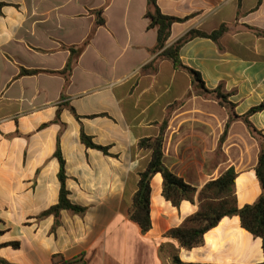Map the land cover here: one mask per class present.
I'll list each match as a JSON object with an SVG mask.
<instances>
[{"label": "crops", "instance_id": "1", "mask_svg": "<svg viewBox=\"0 0 264 264\" xmlns=\"http://www.w3.org/2000/svg\"><path fill=\"white\" fill-rule=\"evenodd\" d=\"M0 260L10 264H261L263 242L223 219L192 250L167 237L200 210V192L233 168L239 208L262 189L256 175L262 143L185 68L161 58L157 29L149 28L148 0H0ZM174 23L166 48L191 31L182 65L201 75L208 90L222 86L238 116L264 102V0H156ZM102 10L104 25H98ZM88 41L72 59L71 48ZM22 70L37 71L21 75ZM173 110L164 165L195 188L176 207L152 180V229L129 218L140 173L152 156L138 144L156 138ZM264 136V110L250 117ZM82 132L108 153L86 147ZM223 139V140H222ZM66 162L70 201L84 215L40 218L59 201L60 163ZM2 233V234H1ZM14 244H17L14 245Z\"/></svg>", "mask_w": 264, "mask_h": 264}, {"label": "trees", "instance_id": "2", "mask_svg": "<svg viewBox=\"0 0 264 264\" xmlns=\"http://www.w3.org/2000/svg\"><path fill=\"white\" fill-rule=\"evenodd\" d=\"M148 5L149 9L146 14V18L149 20V28L157 29L158 33L157 46L154 53L162 51L160 55L161 58L171 60L176 67L187 69L195 77L196 81L202 85V89L200 91L201 94L214 97L221 105L228 109L230 113V120L226 126L223 139L226 137L231 123L235 120H242L249 127L251 133L264 143V136L252 125L249 120L253 114L264 110V102L259 106L252 108L246 115L238 116L234 112V104L229 101L230 95L222 92V86L213 91L208 90L202 81L201 75L194 70L184 67L180 60V50L185 44L195 38H208L217 42L227 31V28L223 26L211 34L194 30L189 32L171 47L166 48L173 24L182 22L183 20L163 15L156 4V0H148ZM1 7L2 4H0V8ZM97 14L98 17H100L98 18V25H104L105 21L102 18V10L98 11ZM87 44L88 41L78 49L71 48L72 59L66 66L65 70L60 72V74L67 77L71 73L73 59L82 53ZM37 73V71L22 70L21 75H36ZM176 107L177 106L174 105L170 108L166 120L160 126V134L158 137L143 139L138 144L140 149L151 150L152 156L147 169L140 173L138 190L132 199V205L129 210V218L140 227L144 234L148 233L152 229V180L157 174H161L163 177L164 197L168 201H171L176 207L180 206L182 201L191 199V196L197 193L195 188L187 185L182 179L172 174L164 165L163 161L164 142L169 118ZM81 140L88 148L101 150L106 154L108 153L107 148L96 145L84 132H82ZM55 157L60 163V171L58 175L61 185L59 201L55 206H52L47 211L42 213L40 217L45 218L53 216L55 218L53 232H55L61 225V213L63 211H68L77 215H84L87 212V208L75 205L69 199L70 193L66 185V162L59 147L55 153ZM256 175L260 182L262 193L254 204L247 205L243 208L238 207L235 192L238 174L233 168H231L217 180L206 184L200 192V210L189 217L183 227L175 228L169 231L167 233V237L176 240L182 248L192 250L204 245L205 235L210 230L218 226L223 219L237 216L240 218L243 229L248 231L255 238L262 240L264 251V150L261 151L259 156V161L256 167ZM14 245L17 246V244ZM57 259L58 257L55 256V264H72L69 261H65L63 257H60L59 261H57ZM0 264L10 263L5 260H0ZM173 264H180L177 256H173ZM261 264H264V261Z\"/></svg>", "mask_w": 264, "mask_h": 264}, {"label": "water", "instance_id": "3", "mask_svg": "<svg viewBox=\"0 0 264 264\" xmlns=\"http://www.w3.org/2000/svg\"><path fill=\"white\" fill-rule=\"evenodd\" d=\"M263 148H264V146H263Z\"/></svg>", "mask_w": 264, "mask_h": 264}, {"label": "rangeland", "instance_id": "4", "mask_svg": "<svg viewBox=\"0 0 264 264\" xmlns=\"http://www.w3.org/2000/svg\"><path fill=\"white\" fill-rule=\"evenodd\" d=\"M2 234V233H1Z\"/></svg>", "mask_w": 264, "mask_h": 264}]
</instances>
